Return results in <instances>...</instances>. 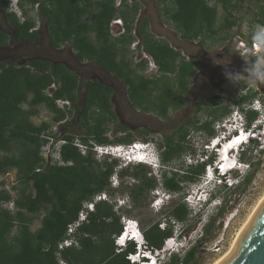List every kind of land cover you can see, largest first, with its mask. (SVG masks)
<instances>
[{
	"label": "trees",
	"instance_id": "16d2710c",
	"mask_svg": "<svg viewBox=\"0 0 264 264\" xmlns=\"http://www.w3.org/2000/svg\"><path fill=\"white\" fill-rule=\"evenodd\" d=\"M115 1L18 0L22 20L10 13V26L18 40L31 42L37 35L30 31L39 23L45 24L50 46L58 49L70 43L80 62H95L122 81L134 109L166 118L169 110L182 107L180 101L171 103L169 100L171 84L168 77L173 75L176 78L177 87L182 93L180 99H183L189 80L196 73L195 59L186 60L179 50L146 38L143 52L151 58L161 76L153 79L137 75L132 60L125 53L133 42V24L140 4L121 0L116 6ZM168 1L170 6L165 5ZM159 2V5H163L160 12H164L173 23L182 41H199L202 46L210 47L214 44L224 46L229 32L237 24L232 13L241 10L246 0ZM212 2L213 5H210ZM0 4L6 10L9 0H0ZM217 6L225 14L219 25ZM259 15V25H264V15ZM115 20H121L124 27V34L117 39H113L110 33V25ZM253 34L249 31L241 38L249 41ZM7 39L0 32V46L6 45ZM136 67L144 69L145 65L139 63ZM52 85L54 88H51ZM77 87V77L61 65L53 66L37 59L0 65V176L12 171L16 176L15 184L10 189L0 183V264H59L58 243L64 239L67 226L77 219L83 203L102 192L112 197L116 192L123 194L128 191L132 203L137 206L145 203L149 194L159 187L169 198L172 196L170 202L168 199L161 208H168L166 218L162 219L167 225L159 228V221L140 234L147 249L161 250L164 241L174 235V228L169 222L185 223L192 212L184 201L189 193L184 197V187H191L204 174L203 162L196 160L194 165L185 167L184 164H175L183 162L186 156L197 155L187 146L189 126L196 133H205L209 143L218 131H214L213 124L230 114L229 106L232 103L243 114L246 127L250 128L258 114L243 106L261 97L257 91L241 95L245 88L239 86L236 89L239 99L235 102L228 99L229 103L224 108L215 103L219 99L217 96L206 98L212 105L205 110L207 116L204 120L187 121L178 132L156 139L159 158L164 166L158 179L143 164L118 169L119 163L115 159H95L93 145H127L133 142V138L129 135L109 140L105 136L106 124L115 116L109 89L89 82L80 101ZM58 100L69 102L70 110L60 109L56 105ZM42 106L51 114L50 121L35 124L32 119L39 117ZM53 125H58L62 133L60 139L65 142L59 150L63 165L47 166L41 149L49 139L55 137L51 132ZM74 140L86 146L85 154H81ZM113 174L120 181L116 189L110 187L109 180ZM127 178L132 183L123 187L122 180ZM173 196H179V202L173 200ZM9 203L12 209L6 208L5 205ZM113 206L107 202L95 205L88 222L78 229L79 247L59 252L63 262L130 264L126 256L135 253V244L128 242L124 248L114 245L112 237H118L123 227ZM41 212H44V216L40 219V226L32 231L33 222ZM195 251L196 248H191L181 263L178 254L172 256V264H188Z\"/></svg>",
	"mask_w": 264,
	"mask_h": 264
},
{
	"label": "rangeland",
	"instance_id": "374dc122",
	"mask_svg": "<svg viewBox=\"0 0 264 264\" xmlns=\"http://www.w3.org/2000/svg\"><path fill=\"white\" fill-rule=\"evenodd\" d=\"M130 1L132 0H128V2ZM141 1L139 8L140 15L138 17L136 15L133 24L134 28H137L141 24L146 17L144 16L146 12L151 16L153 19V26L156 27L155 12H160L162 9L161 4L159 5V0ZM120 2L121 0L115 1L117 5H119ZM210 5H213V2L210 3ZM9 8L11 9L10 5H8V9ZM217 9V24L219 25L223 22L225 14L219 6H217ZM259 10H262L263 12H259ZM260 13L264 15V2H262V0H246V3L242 6L241 10L232 13L237 19V24L229 32L228 40L225 42L224 46L214 44L210 47H206L202 46L199 41L190 44L188 42L183 43L172 40L171 43L174 49L181 51L186 60L195 59L196 73L189 80L188 91L183 95L184 100L180 99L182 93L177 87L176 78L173 75L168 77V81L171 84L168 90L170 94L169 100L171 103L180 101L182 107L177 110H169L167 117L162 118L155 113H144L130 108L125 101L124 92H122V96L119 97L121 106L115 112L112 108L115 116L106 124L105 136L109 140H115L117 138H124L131 135L133 142L144 141L145 139H162L165 136H170L173 133L178 132L180 127L187 121L204 120L207 116L205 110L210 109L212 105V103L206 98L217 96L219 99L216 100L215 103L220 108H224V106L228 105V99L233 102L237 101L240 95L237 93L236 89L239 86L245 88L244 92L240 93L241 95L250 91H257L261 94V101H264V85L252 84L248 81L247 77L252 68V64L247 61L239 60L236 44L238 36L242 37L249 31L252 33L255 32L256 26L259 25ZM121 22L122 21L120 20V24L122 25ZM40 34L43 39V45L37 50V52H35L38 56V52H41L40 50L42 48L47 49V33L45 26L41 25ZM163 34L167 35L165 33ZM135 35L134 32V36ZM68 49H70L69 45L68 47H65L64 52L62 53H53L49 50L46 51V54H48L49 57L54 58V61L67 60ZM48 52H50V54ZM139 52L143 53V48L141 47L139 40H135L134 44H131L130 51L127 53L129 54L133 65ZM142 60L145 65L144 72H146L147 69L149 70L150 68H153V62L146 53H143ZM68 62L71 65L73 64L71 60H68ZM154 68L157 67L155 66ZM81 71L82 70H79L78 72ZM141 71L142 70H140L139 73L143 74ZM234 74H239V78H234ZM147 76L148 78L154 79L160 77L161 74L157 70L153 74ZM83 82L84 80H82L81 83L82 87ZM119 98H117L118 101ZM243 107L245 109H251V105L249 104H246ZM257 107V105H254L255 109H257ZM229 109L230 114L227 117H224L213 124L214 131L218 130L216 132L217 137L221 134V132H219L220 124H223L224 122H229V124H231V122L234 121L232 115L234 116L236 112H240L238 111V107L232 105V103L230 104ZM261 109L263 108L261 107ZM50 117L51 114L42 106L40 107L39 117L33 118L32 120L35 124H39L42 121L49 122ZM257 119H260L259 114ZM189 129V137L186 138L187 146L193 150L194 154H202V152H204V144L208 143L209 138H207L206 134L203 132L196 133L191 125L189 126ZM51 132L55 137L49 139L41 149V153L44 156H53L60 145L58 140H60L62 133L59 130L58 125H53ZM78 133L80 132L78 131ZM260 137L261 139H264V135H260ZM256 146H258V144L252 142L246 148L243 147L245 161H249L248 166L245 169L246 176L239 179L232 187H226L225 190L219 192L220 206L218 208L210 207L207 211L194 212L191 210L192 212L188 217V221L178 224L173 229V234L175 233V236L178 237V242L182 248L181 250L178 248L173 250L174 253L180 251L177 255L180 263L186 253L194 247L196 248L195 254L188 264H214L215 261H217L229 249L239 229L250 216L259 200L264 196V148L261 149L262 147L257 148ZM94 156L98 161L103 159L96 155ZM108 159H115L118 162L121 160L120 157ZM195 162V156H186L183 162L180 161L175 164L176 166L184 164L185 167L188 165H194ZM50 165L52 164L47 166ZM120 165L121 166H119L118 169L126 166L124 163H121ZM155 175L160 179L161 174H159V172L155 171ZM15 180V171L0 176V183H4L6 189H10L15 184ZM122 182L123 187H125L129 186L128 183H132V180L127 178L123 179ZM189 186L190 185L184 187V197L191 188ZM111 198L114 200L113 209L114 211H117V214L120 216L121 224H123L125 218L136 220L139 230L136 228L135 230L139 232V234L142 230L147 229L159 221V228H163L167 225L162 222V219L166 218L165 214L168 208L166 207L158 212L157 209L159 207L152 205L153 200L157 198L152 192L149 194L145 203H141L137 206H134L132 203L128 191H125L123 194L116 192ZM171 198L172 196H170L169 202ZM173 200L179 202L180 197L173 196ZM119 205H122L120 209H118ZM5 206L6 208L12 209V204L10 203ZM43 216L44 212H41L36 216L31 228L32 231L39 228L40 219ZM121 218L124 219L122 220ZM112 239L115 242L114 237H112ZM163 247H165V242ZM163 251L167 250L164 249ZM167 252L160 254L159 258L165 256ZM162 264H172V261H162Z\"/></svg>",
	"mask_w": 264,
	"mask_h": 264
},
{
	"label": "clouds",
	"instance_id": "9594fccd",
	"mask_svg": "<svg viewBox=\"0 0 264 264\" xmlns=\"http://www.w3.org/2000/svg\"><path fill=\"white\" fill-rule=\"evenodd\" d=\"M253 40L257 41L260 43V52L255 56V60L252 63V68L248 73V81L252 84H257V85H264V25H257L254 35H253ZM252 56L248 55L245 56L244 58L246 60L250 59ZM234 78H239V74H234ZM251 109L255 110L254 105H257V109L259 107H262L264 109V101H261V99H256L255 101H253L251 104ZM256 111V110H255ZM233 122H231V127H229V131L236 129V127L243 126L245 128L246 127V121L244 119V116L242 113L240 112H236L235 115L233 116ZM240 118L241 122L238 123L236 120ZM257 121L259 119H256ZM229 123V122H227ZM220 126H226L225 124H220ZM219 126V127H220ZM251 131H254L256 134L258 135H264V119L262 121H260V123L256 126L252 125L249 128ZM141 143L142 149H141V157L143 158L142 161H134V165L135 164H143L148 166L151 169V173L153 175H155V171L159 172V174H162V171L164 170V166L161 163V160L159 158V153H158V149L156 147L157 143H156V139H146L144 141H139ZM257 148L259 146H256ZM263 149V148H261ZM262 151V150H261ZM209 157V154H197L195 156L197 161H204ZM231 159L232 161H235L238 163L239 167H236L235 169H233L232 171L229 172V177L235 179V181L237 182L239 179H241L242 177L246 176V171L245 169L248 166L249 161H245L244 158V150L243 147H239L233 155H231ZM156 176V175H155ZM219 178V176L217 175V179ZM159 179V178H158ZM202 180H199L197 183L195 184H199L201 183ZM225 184L221 183V181H219L218 183L214 182L211 186H209L206 190H205V195H204V201L202 203H200V207H199V211H207L208 208H218L220 206V197H219V192L224 188ZM226 187V186H225ZM152 193L154 194V196H156V200H158V209L157 211L159 212L161 210V208L165 205V203L168 201L169 199V195L161 188H157L156 190L152 191ZM167 198V199H166ZM163 223L165 224L166 222L163 221ZM167 224V223H166ZM169 224L175 228V226L178 225V223H175L173 221H170ZM173 239H175V241L180 245V243L178 242V237L174 235L172 236ZM128 242H132L131 240H126L125 246ZM135 244V243H134ZM117 248H124V244L122 243L121 245H117ZM123 245V246H122ZM135 250L137 248V253L142 255V256H152V254L154 255V257L156 258V260L154 262H152V260L150 261L149 264L151 263H156V264H162V261H166V262H170L172 259V256L178 254V252L174 253V251H170L166 253L165 256H163L162 258H159V256H157L156 254L159 252V250H151V249H147L143 238L141 237V242H138L137 244H135ZM163 250V248L161 249ZM160 250V251H161ZM164 251H161L160 254H163ZM159 254V255H160ZM127 258V256H126ZM132 264V263H130Z\"/></svg>",
	"mask_w": 264,
	"mask_h": 264
},
{
	"label": "flooded vegetation",
	"instance_id": "af4514ba",
	"mask_svg": "<svg viewBox=\"0 0 264 264\" xmlns=\"http://www.w3.org/2000/svg\"><path fill=\"white\" fill-rule=\"evenodd\" d=\"M133 1H137L139 4L142 2L141 0H132L129 3ZM10 13H11L10 9L7 8L6 10H4L2 8V5L0 4V32H3L8 38L6 45L0 46V65L4 63H10V62H15V63L21 62V61L25 62L26 60H31V59L43 60V61L51 63L53 66L61 65L77 77L78 79L77 94H78L80 101L82 99V95L84 93V88L86 84L89 82H96L100 84L101 86L110 90L111 92L110 103L112 105L114 112L117 111L119 107L121 106L120 105L121 101L119 97L122 96V92H124L125 101L127 102V105L130 108H133L127 98L125 85L118 78L108 73L102 66L92 61L80 62L76 58L72 45L70 43L63 44L58 49H55L52 46H50L48 29L45 24L39 23L34 29L30 31L37 35L34 41L28 42V41L18 40L14 30L10 26V18H9ZM139 15L140 14L138 12L137 17ZM144 16L148 18L149 25L152 27L153 22L150 16L147 14V12L145 13ZM41 25L45 26V29H46L47 49L42 48L40 50L41 52H38L39 54L38 56L37 53L35 52H37V50H39V48L42 47L43 45V39L40 34ZM112 25L113 24L111 23L110 32H111ZM122 28H123V32L119 34L118 36H114V37H120L121 35L124 34L123 23H122ZM133 29H134V25H133ZM68 45L70 46V49H68L67 60L54 61V58H51L49 57L48 54H46V51H49V50L52 51L53 53L55 52L62 53L64 52L65 47H68ZM48 53L50 54V52ZM143 53L142 52L138 53V56L134 62L135 65L139 63H143L142 57L139 58V54H143ZM68 60L69 61L71 60L73 64L72 65L69 64ZM79 70H82V71L78 72ZM82 80H84L83 87L81 86ZM117 98H119V101L117 100ZM69 107H71L70 103H69ZM65 110L67 111L68 109H65Z\"/></svg>",
	"mask_w": 264,
	"mask_h": 264
},
{
	"label": "built area",
	"instance_id": "2783aa9c",
	"mask_svg": "<svg viewBox=\"0 0 264 264\" xmlns=\"http://www.w3.org/2000/svg\"><path fill=\"white\" fill-rule=\"evenodd\" d=\"M17 4H18V0H9V5L11 7V9L10 8L9 9H10L11 13L15 14L17 16V18L22 20V13L18 9ZM116 6H119V5L116 4ZM116 22L120 23V20H115L112 22V24H114ZM236 42H237L236 44H237V49H238L239 60L240 61H247V62H250L252 64L255 60V56L260 52V43L257 41H254L253 37L251 38V40L246 41L243 38H241L240 36H238ZM248 55H251L252 57L250 59L246 60L244 57L248 56ZM152 67L154 68L155 65L153 64ZM51 88H54V85H52ZM56 105L60 109H64V110L65 109L69 110V108H70L69 102H67V101L58 100L56 102ZM58 143L60 145L58 146V148H57V150L53 156L42 155L44 163L46 165H49V164L63 165V162L61 161L60 156H59V148L65 142L60 139V140H58ZM74 145L79 149L81 154L86 153V149H87L86 146L82 145L78 140H74ZM94 147H96L95 148L96 149L95 155L97 157H100V158H104V157L114 158V157L122 155L121 154V151H122L121 147L116 146V145H103V146L102 145H94ZM127 148H128L127 154H131L132 156L129 158L128 155H126V157H125L126 163L130 162V161H142L143 158L141 157V153H140L142 146H141V143L139 141L135 144L129 145ZM37 171H39V170H37ZM109 182H110L111 188H113V189L118 188L119 179H118L116 174H113L110 177ZM99 202H107L109 204H113L114 200L108 194H106L105 192H102V193L94 195L92 200L83 203L82 209L78 213L77 219L67 226L66 235H65L64 239L58 243L57 259H58L59 264H66L65 262H63L60 259L59 252L63 251L64 249H67V248H71V247L72 248H78L79 247V241H78V236H77L78 229L83 224H86L88 222L89 214L94 212L95 205ZM152 205L158 206L159 203L156 199H154L152 202ZM123 225H124V227H123L124 230L128 227L129 228L133 227V228H136L139 230L137 221L133 220L131 218H125V220H123ZM123 242H122V237L115 238V244L121 245Z\"/></svg>",
	"mask_w": 264,
	"mask_h": 264
},
{
	"label": "water",
	"instance_id": "95a60500",
	"mask_svg": "<svg viewBox=\"0 0 264 264\" xmlns=\"http://www.w3.org/2000/svg\"><path fill=\"white\" fill-rule=\"evenodd\" d=\"M122 32L120 23L112 25V35L118 36ZM142 56L139 54V58ZM156 71L157 68L149 69L147 75ZM219 264H264V202Z\"/></svg>",
	"mask_w": 264,
	"mask_h": 264
},
{
	"label": "crops",
	"instance_id": "0c3cea01",
	"mask_svg": "<svg viewBox=\"0 0 264 264\" xmlns=\"http://www.w3.org/2000/svg\"><path fill=\"white\" fill-rule=\"evenodd\" d=\"M165 5L170 6V2L169 1L166 2ZM161 6L163 7L162 4H161ZM155 15H156V22H155L156 27H154L153 25L151 27L149 25L148 18L145 17L143 19V21L141 22V24L137 28H134L136 35L133 36L134 39H133L132 44H134L135 40L136 41L139 40V42L141 43V47L143 48V43L145 42V40L147 38V39H149V41L160 43L163 45H168L169 47L174 49V47L171 43L172 40L187 43L185 41H182L179 38V34L176 31L173 23L170 20H168V18L164 15V12H155ZM150 18H151V16H150ZM152 22H153V19H152ZM163 33H165L167 35H164ZM133 35H134V33H133ZM111 36L113 37V39L118 38V37H114L112 34H111ZM136 36H137L138 40L136 39ZM190 44H194V43H190ZM130 47H131V45H130ZM130 47L128 48V50L125 53V55L128 59H130L129 54H127L130 51ZM181 54H182V52H181ZM132 67L135 68L137 75L148 78V76H147L148 69L146 70V72H144V69L137 68L135 64L134 65L132 64ZM140 70H142L141 72H143V74L139 73Z\"/></svg>",
	"mask_w": 264,
	"mask_h": 264
},
{
	"label": "bare ground",
	"instance_id": "6f19581e",
	"mask_svg": "<svg viewBox=\"0 0 264 264\" xmlns=\"http://www.w3.org/2000/svg\"><path fill=\"white\" fill-rule=\"evenodd\" d=\"M238 123H240L241 122V120H240V118H238L237 120H236ZM223 124H225V125H227V122H224ZM221 127V126H220ZM220 135H223L222 134V132H221V134ZM135 143H137V142H132V143H130V144H127V145H122V144H117L116 146H119V147H121V149H122V151H121V156H117V157H120L121 158V160L118 162L119 163V166H121L120 164L121 163H124V164H126V166H129V165H134L133 163H134V161H130V162H127L126 163V159H125V157H126V155H128V157L130 158L132 155L131 154H127V151H128V146L129 145H132V144H135ZM103 146V145H102ZM96 147H94V145L92 146V152L94 153V154H96V149H95ZM109 158V157H108ZM121 168V167H120ZM197 183V182H196ZM194 185V184H193ZM264 202V196L259 200V202H258V204L256 205V207L254 208V210L252 211V213L250 214V216L247 218V220L245 221V223L243 224V226L239 229V231H238V233L236 234V236H235V238H234V240H233V242H232V244H231V246L229 247V249L226 251V253L224 254V255H222L217 261H215V263L214 264H219V263H221L222 261H223V259L226 257V255L228 254V252L231 250V248H232V246L234 245V243L236 242V240L238 239V237L240 236V234L242 233V231L245 229V227L249 224V222L251 221V219L253 218V216L256 214V212L258 211V209L260 208V206L262 205V203ZM116 204V203H115ZM117 205V204H116ZM119 208L118 209H120L121 207H122V205H119L118 206ZM117 212V211H116ZM122 220L124 219V218H121ZM122 227H124L123 226V224H122ZM123 229V231H122V233L118 236V237H116V238H119V237H122V242L124 241H126L127 239H131V240H133V239H137V238H141L142 236H141V234H139L136 230H135V228H126L125 230H124V228H122ZM125 231V232H124ZM164 242H166V240L164 241ZM167 244L168 243H166L165 244V247H162L163 248V250L164 249H166L167 251H169L170 249L169 248H167ZM164 245V244H163ZM163 250H161V251H163ZM161 251H159L156 255L157 256H160L159 254H160V252ZM167 251H164V252H167ZM180 252V251H179ZM178 252V253H179ZM145 257H150V256H145ZM128 260V259H127ZM151 260H152V262H154L155 260H156V258L154 257V255L152 254V256H151ZM129 261V260H128ZM130 263V262H129ZM151 264H153V263H151Z\"/></svg>",
	"mask_w": 264,
	"mask_h": 264
}]
</instances>
